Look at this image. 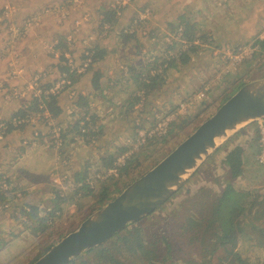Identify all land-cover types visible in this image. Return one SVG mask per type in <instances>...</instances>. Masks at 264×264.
<instances>
[{"label":"rangeland","instance_id":"rangeland-1","mask_svg":"<svg viewBox=\"0 0 264 264\" xmlns=\"http://www.w3.org/2000/svg\"><path fill=\"white\" fill-rule=\"evenodd\" d=\"M71 1L48 4L43 11L44 16L55 19L54 24L58 28L64 26V33L59 32L65 36L60 45L63 48L66 44L69 49H60L59 45L53 49L54 41L47 40L48 37L39 41L36 38L29 43L27 40L33 36L26 35L22 40L25 46L36 43L39 47L33 54L28 53L32 59L30 65L25 62L28 59L25 53L22 57L18 42L22 39V31H32L41 25L36 22L40 14H26V17H34L30 20L34 22L32 25H28L30 21H25L23 16L11 20L10 28L0 23V119H8L31 106L26 102L37 91L33 84L35 77L39 81L38 88H45L46 84L51 85L62 77L60 67L66 64L70 72L75 70V82L60 93L64 95L60 102L67 113H71L72 120L78 119L84 110L74 108L72 103L78 102V93L87 95L89 107L97 116L92 129L97 132V126L101 127L99 133L94 134V140H88L90 136L78 138L70 134L68 137L75 135L78 141L69 143L68 138L66 147L61 148L56 132L53 141L48 137L42 139L50 126L43 113L28 112V120L20 115L13 118H17L16 125L21 123L19 121L26 125L0 139V196L8 197L7 200L0 197V264L34 262L48 246L76 230L98 209L95 201L102 181L110 179V176L116 178L108 188V191L114 189L115 193L111 195L115 197L212 115L240 80L246 84L264 78V50L259 52L258 47L252 44L255 38L264 39V0H130L123 9L116 11V15L106 20L104 26L100 24L104 12L116 9L120 4L116 2L118 0ZM37 4L33 3L32 7ZM70 6L75 9L73 12H70ZM20 7L22 5L17 7L7 0L0 1V18L16 16ZM181 15L197 23L193 34L196 37L203 35L202 40L194 42L199 48L189 52L187 62L176 60L174 66L167 68L162 80H157V86L149 92L148 101L135 104L132 107L134 111L125 113L129 111L133 97L142 95V91L134 88L135 83L126 72L127 63L139 62L143 69L142 77L165 67L167 63L160 65L164 59L167 61L169 57L176 56L179 50L189 45L181 36L182 29H172ZM21 21L25 22V29ZM240 42H247L242 45L246 47L242 55L230 49ZM36 47L32 46L33 50ZM90 49L106 51V55L94 64L103 73L100 80L104 87L102 95L100 90H93L91 74L84 73L88 65L77 72L86 62L84 55H88ZM61 54L65 61L60 59ZM153 61L157 65L155 70L151 67ZM135 125H139L137 129ZM254 125L247 129L253 130L250 136L257 133ZM31 130L35 133H30ZM239 136L242 137L241 134ZM232 137L227 140L229 147ZM30 139L40 141L28 144ZM124 147L126 150L122 151ZM255 150V141L251 139L249 152L252 154ZM133 154V165L122 174L116 167H105L99 160L112 155L118 165ZM223 165L225 163L219 161L216 165L199 166L163 206L142 221L147 244L140 253L145 264H151L150 259L154 255V259L162 258L170 247V261L166 259L164 264H173L175 260L178 261L176 264H208L201 260V227L192 220L208 217L209 199L213 198V193L219 192L229 177L227 171L223 172ZM256 165L262 173L263 169L258 163ZM111 169L115 172L109 173ZM84 171L86 177L75 181V175H83ZM263 176L260 174L259 180ZM6 178L12 183L9 184ZM251 180V177L246 178V181ZM56 193L65 200H54ZM27 203L42 210L40 215L46 218L44 223L47 225L44 231H33V226L26 223V215L21 213V208ZM52 209L55 211L51 216ZM185 225L195 228V239L190 240L188 230L181 228ZM220 257L229 260L224 251ZM217 261V257L211 259V263Z\"/></svg>","mask_w":264,"mask_h":264},{"label":"trees","instance_id":"trees-1","mask_svg":"<svg viewBox=\"0 0 264 264\" xmlns=\"http://www.w3.org/2000/svg\"><path fill=\"white\" fill-rule=\"evenodd\" d=\"M124 6L118 7L116 9L112 8V10L105 11L104 19L103 21H100L101 26H104L105 21L111 19L114 15H116V11H118L119 9H123ZM32 18L34 17L29 18V20L32 21ZM196 25V22H190V20L188 18H184L183 15L178 17V23L172 29H182L180 30L181 36L187 39L189 45L184 50H179L176 53V56L169 57L167 61L166 59H164L160 63V65H162L163 63H167V65L163 67L159 72L147 73L145 77H142L141 71L143 69L138 64L139 62L127 63L128 65L125 64L127 68L126 72L130 74V78L135 83L134 88L138 91H142V95L133 97L132 103L130 104V107H128L129 111H125V113L134 111L132 107L135 104L139 102L145 103L146 101H148L147 99L149 92L157 86L158 79L162 80L167 68H169L170 66H174L173 64L176 60H180L182 61V63L187 62L189 60V52L196 51L199 48V45L194 42L197 39L202 40L203 35L196 37V35L193 34ZM103 29L105 28L103 27ZM246 43L247 42H240V45L233 46L232 48L230 47V49L234 53H237L240 48L243 47L242 45ZM252 44L258 47L259 52L261 50H264V39L255 38ZM62 47L69 49L66 44ZM171 47L172 46H170L169 49ZM70 49L71 53H73L74 50L72 48ZM87 52L89 54L84 55V59L89 58L91 62L88 64L84 73L91 74V84L93 86V90H100V94L102 95L104 87H102L100 80L103 78V73H101L99 69H96L94 67V64L106 55V51L104 49H100L98 51L96 49H90ZM60 59H62L63 61L66 60L62 54L60 56ZM154 63L156 62L153 61L151 67L155 70L157 68V65H154ZM137 70L139 72H137ZM73 72L75 73V70L70 72V67L66 64H63V66L60 67V73L62 74V77H64L66 81L70 80L71 84L75 82ZM242 85L243 83L240 80L233 92L227 95L222 100V102L227 100L230 95ZM49 86L50 83L46 84L44 87L48 88ZM68 87H70V84H65L60 93H62L63 90H66ZM60 93L48 94V96L42 95V93H40L39 96L32 94V98L30 99V101L26 102L27 104L30 102L31 106L27 107L26 109L19 110L8 119L5 117L0 119V125H2L1 137L4 138L12 131L18 129L19 127L22 128L26 125L25 123H22V121H19V123H21L16 125L17 118L16 120H14L13 118H15L17 115H20L21 118L28 120L30 116V113L28 112L36 111L38 113H42V108L39 107L44 106L55 125L48 126L49 130L46 131V134L42 135L43 140L48 137L49 139H51V141H53V136L55 135L54 132H56L57 138H59L61 148L68 142L70 143L78 141L74 137L75 135H77L78 138H86L90 136L91 139L88 140H94V134L99 133L98 131H100L101 127L97 126V132L92 129L93 123L95 121L94 119L97 116L95 113H92L89 107V103L87 102V95H81L80 93H78V102L73 103L74 107L83 108L82 110H84V112L82 116L74 120H72V115H69L70 118H66V116H64L60 118V121L65 122V124L62 125L61 122L58 121V117L62 111L58 107L56 100ZM82 101H84V103H82ZM138 126L139 125H135V129H137ZM30 133H35V131L31 130ZM136 133L137 132H135V134ZM70 134L75 135L68 137ZM39 136L40 135L38 134L37 138ZM68 138L69 141L67 142ZM24 140L25 139L22 138L21 141L24 142ZM38 141L40 140L30 139L28 141V144ZM87 143H89V141H87ZM123 150H126V148H122V151ZM99 160L100 162H103L105 167H116L119 173L121 172V174L122 172H127V170L133 165L135 161L134 154L127 156L124 163H120L118 165L115 164L116 159L112 155H107L100 158ZM247 161L250 162L251 165H253V167L251 168L253 170V174H255V176H253L254 178L251 177L252 180L250 182L246 181L243 172V165L246 164ZM223 163L227 165L229 177L226 178L225 184L221 186L219 192L213 193V198L209 199L211 202L209 203L210 206L208 217H202L199 218V220L198 218H194V220H192L194 221V224L201 227L200 234L202 236L203 243L201 260L208 264H264V220H262V218H264V182L259 180L260 174L257 170L258 167L257 165L255 166L253 160H249L248 158L243 157V151L240 147L231 149L227 153L225 159L223 160ZM22 171L27 172L24 169H22ZM242 174L243 176H241ZM85 177V171L83 172V175H80V173H78L75 175V181H82ZM6 180L9 184L12 183L8 178H6ZM115 180L116 178L110 176V179L102 181L100 190L97 193L98 197L95 201V206H97V208L101 207L113 198L112 195L115 193H113L114 189L108 191V188L110 184H114ZM105 182L107 184H104ZM0 197H2V199L4 200H7L8 198L3 194ZM53 199L60 202L64 201L65 197H62L59 195V193H56ZM56 201H54V203ZM41 211L42 210L37 205H32L29 203L23 205L21 208V213L26 215V223L31 224L34 229L33 231L36 232L44 231L47 228V225L44 223L46 218L40 215ZM54 211L55 209H52L50 211L51 216L53 215L52 213ZM151 214L143 217L137 222L128 225L124 230L116 233L103 244L93 247L86 253L72 259L68 264H145L146 261H144L143 256L140 253L147 244V240L144 238L142 221H145ZM187 219L185 220L186 223L189 222ZM203 222H206V224H204ZM181 228L184 230L186 229V231L188 230L190 240L196 238L193 236L194 233L196 235L194 227L193 229H190L188 225H185L181 226ZM166 243H168V241H166ZM52 245L53 244L48 246L45 251H47ZM171 251L172 248H168L165 255H163V257L159 260L154 259L155 255L152 256V259H150V263L164 264L166 262V259L170 261L168 256H171ZM223 251L226 255H228L229 260H222L223 258L221 259L220 253ZM214 257H217L218 261L216 263H211V259ZM177 262V260L172 261L173 264H176ZM182 262L187 263L185 261Z\"/></svg>","mask_w":264,"mask_h":264},{"label":"water","instance_id":"water-1","mask_svg":"<svg viewBox=\"0 0 264 264\" xmlns=\"http://www.w3.org/2000/svg\"><path fill=\"white\" fill-rule=\"evenodd\" d=\"M262 119L264 78L240 86L163 159L91 213L76 230L61 238L31 264H68L128 225L153 213L219 146L240 129Z\"/></svg>","mask_w":264,"mask_h":264},{"label":"crops","instance_id":"crops-1","mask_svg":"<svg viewBox=\"0 0 264 264\" xmlns=\"http://www.w3.org/2000/svg\"><path fill=\"white\" fill-rule=\"evenodd\" d=\"M0 1H4V0H0ZM7 1H10L11 3L15 4L17 7H19L20 5H22V7H20V10H18V13H17L16 16H12V17L11 16H8V17L2 16L0 18V23H4L9 28L11 26V20L19 19V18H21L23 16L25 18V21H27V20H29V18H31V17H26L27 16L26 15L27 13L30 14V15H32V14H34V12H38L40 14L39 18L37 19V22L39 24L41 23V25L38 28H36V29H32V31H29V30L22 31V33H23L22 34V39H20L19 42H18V46L21 47V51L20 52H21V54L22 53H25L24 55H25V58L26 59L28 57L27 56L28 53H32L33 54V52L36 49H39V47H36V43L35 44H32V45L28 44V45L25 46V43H23L22 40H23V37H25L26 35H28V37L33 36V38H29L27 40V42H29V43H33L36 38H38L37 41H39L41 39H44V38H47L48 37L47 40L54 41V43H52L53 44V49H56L58 45H59V48L60 49H63V48H61V45L59 43H61V42L63 43V40H64L65 36L59 35L60 34L59 32L64 33V30H65V29H63L64 26L58 28L54 24L55 19H53L51 16H44V14H43V11L48 7V4L49 5H55L57 2L59 4V2L61 0H7ZM64 1L69 2L71 0H64ZM33 3H38V4L35 5V7H32L33 6ZM58 8L60 9V7H58ZM70 8L72 9V11H70V12H73V10H75L73 8V6H70ZM1 13L2 12H0V15H1ZM51 19H53V20L51 21ZM23 23L25 25V27L23 29H25L26 28L25 22H22V21L20 22L21 26H22ZM33 23L34 22H31V21L30 22H27L28 25H32ZM29 29H31V28H29ZM68 34H73V33H68ZM47 40H46L45 45L48 42ZM22 45H23V47H22ZM32 46L33 47H36V48L33 50ZM0 53H1V48H0ZM22 56H23V54H22ZM29 61H32V59L28 57V59L25 60V62L28 65H30L31 63ZM0 67L2 68V65H0ZM28 67H30V66H28ZM63 97H64V95H60L56 99L57 100V105H58V107L62 111L61 114L58 117V120H60V118H62L64 116H66V118H70L69 115L71 114V113H67L68 111L63 106V103L60 102V99L63 100ZM72 105H73V103H72ZM67 114H68V116H67ZM252 124H256L254 126L257 127L258 122L251 123L250 125H252ZM250 125H247L244 129H240L237 133H235L234 135H232V136H235V137H232L233 139L231 141H233V142L230 143L231 144L230 147H229V143H227V141H225L221 146H219L204 161V163H203L204 166L207 165V164H211V163H214V165H216V164L219 163V161L223 163V160L225 159L227 153L231 149H233L235 147H240L242 149V151H243V157L244 158H248L249 160H253V163L256 166V163H257L256 162V154H257V151H258L257 133L255 135H253V136H250V135H252V131H253V130H247ZM239 134H241L242 137L239 136ZM251 139H254L255 146H256V150L252 154L249 152V142H250ZM246 151H248V152H246ZM209 159H212V160L209 161ZM207 161H209V162H207ZM251 167H253V165H251V163L248 162V161L246 162V164L243 165V172H244V177L245 178H250V177L254 178L253 176H255V174H253V170H252ZM223 168H224V171L223 172L225 173L227 171V173H228L227 166L226 165H223ZM259 174H262V176H263V172L262 173L259 172ZM261 178H262L261 181L264 182V176L261 177Z\"/></svg>","mask_w":264,"mask_h":264},{"label":"built area","instance_id":"built-area-1","mask_svg":"<svg viewBox=\"0 0 264 264\" xmlns=\"http://www.w3.org/2000/svg\"><path fill=\"white\" fill-rule=\"evenodd\" d=\"M128 1L130 0H118L116 1L118 4L120 2L119 5H117L118 7L124 6ZM246 50V47H242L240 48L239 55H242L244 53V51ZM67 53L64 54V57L67 58ZM91 62V60L89 58H86V62L83 64V66L79 69H77V72H81L89 63ZM33 84L34 86L37 88V91L35 93L36 96H39L40 93H42V95H46L48 96V94H58L61 92V90L63 89V87L65 86V84H70L69 81H66L64 77H60L57 81H55L54 83H52L48 88H38V84L39 81L37 79V77L34 78L33 80ZM1 88V85H0ZM39 108H42V113L44 114L45 118L48 119V124L49 125H55V123L52 121V118L50 117L48 111L45 109L44 106H40ZM0 125V139L2 138V129H1ZM257 142H258V151L256 154V161L258 163V165L263 169L264 172V119L259 120L258 121V125H257ZM60 144V143H59ZM115 171H113L112 169L109 171V173H114Z\"/></svg>","mask_w":264,"mask_h":264},{"label":"bare ground","instance_id":"bare-ground-1","mask_svg":"<svg viewBox=\"0 0 264 264\" xmlns=\"http://www.w3.org/2000/svg\"><path fill=\"white\" fill-rule=\"evenodd\" d=\"M23 57V56H22ZM46 59V58H45ZM16 60V59H15ZM13 67V66H12ZM22 68V67H21ZM25 71V70H24ZM39 71V70H38ZM9 72V71H8ZM41 73V72H40ZM31 77V76H30ZM22 81V80H21ZM23 82V81H22ZM19 83V82H18Z\"/></svg>","mask_w":264,"mask_h":264}]
</instances>
